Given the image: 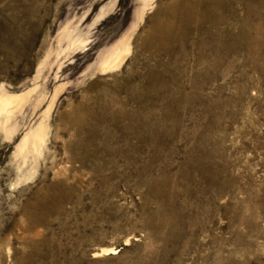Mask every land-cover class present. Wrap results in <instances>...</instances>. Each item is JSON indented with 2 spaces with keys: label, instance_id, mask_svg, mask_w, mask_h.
I'll list each match as a JSON object with an SVG mask.
<instances>
[{
  "label": "rangeland",
  "instance_id": "obj_1",
  "mask_svg": "<svg viewBox=\"0 0 264 264\" xmlns=\"http://www.w3.org/2000/svg\"><path fill=\"white\" fill-rule=\"evenodd\" d=\"M1 98L0 264H264V0H0Z\"/></svg>",
  "mask_w": 264,
  "mask_h": 264
},
{
  "label": "bare ground",
  "instance_id": "obj_2",
  "mask_svg": "<svg viewBox=\"0 0 264 264\" xmlns=\"http://www.w3.org/2000/svg\"><path fill=\"white\" fill-rule=\"evenodd\" d=\"M10 101H11V100H10L9 98H6V99H4V100L1 98V99H0V103L3 102L4 104H2V106L0 105V109H3V106H6L5 103L7 102L6 104H8V102L10 103ZM4 109H5V108H4Z\"/></svg>",
  "mask_w": 264,
  "mask_h": 264
}]
</instances>
